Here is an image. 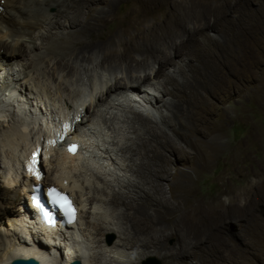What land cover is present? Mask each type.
I'll list each match as a JSON object with an SVG mask.
<instances>
[{
	"label": "bare ground",
	"instance_id": "1",
	"mask_svg": "<svg viewBox=\"0 0 264 264\" xmlns=\"http://www.w3.org/2000/svg\"><path fill=\"white\" fill-rule=\"evenodd\" d=\"M52 1L0 0V264L19 258L39 264H94L104 242L97 238L108 233L119 237L109 253L136 250L135 259L157 256L164 264H194L203 252L211 256L225 252L233 264H250L240 261L238 245L226 231L252 213V176L255 171L264 174V160L253 172L239 167L242 193L227 183L225 191L206 198L193 184L224 151L221 140L231 118L219 113L214 99L222 104L241 83L254 82L261 64L260 55H255V13L243 11L240 18H229L224 13L231 12L234 0L198 12L203 13L199 19L177 0ZM209 1L217 2L197 0L202 5ZM124 3H131L130 8L109 32L107 26L118 19ZM50 8L56 11L51 13ZM160 13L162 20L156 21ZM211 28L219 39L204 32ZM229 36L239 39V55L233 49L228 52ZM152 39L156 42L145 43ZM42 40L49 41L47 47L38 45ZM26 50L29 60L14 58ZM55 54L59 58L54 60V74L59 71L67 78L76 72L66 56L82 64L86 80L78 94L61 86L52 92L53 82L41 74L42 62L45 58L52 62L54 57L49 56ZM21 66L24 78L16 68ZM96 68L109 74L93 73ZM229 69L237 72L236 80L227 79ZM35 74L46 81L44 87L33 79ZM129 92L140 102L124 100ZM118 107L123 114L115 111ZM126 108L141 114L162 111L155 115L154 125L152 118L137 112L128 117ZM255 132L251 130L249 139H255ZM122 133L128 134L125 142L115 141ZM71 141H79L84 152L69 155ZM187 148L196 152L194 162L189 161L193 156L188 157ZM246 153L235 150L232 162L237 165ZM119 157L124 165L118 163ZM172 170L177 172L174 176ZM113 174L118 177L113 179ZM39 184L67 191L80 210L76 226H68L55 247L50 246L53 233L42 230L28 210L33 187ZM251 217L245 221L246 231L264 236V222ZM4 221L11 229L6 225L2 230ZM243 237L240 240L252 246ZM171 238L174 248L167 245ZM255 247L264 253V244ZM208 263L216 264L210 259Z\"/></svg>",
	"mask_w": 264,
	"mask_h": 264
},
{
	"label": "rangeland",
	"instance_id": "2",
	"mask_svg": "<svg viewBox=\"0 0 264 264\" xmlns=\"http://www.w3.org/2000/svg\"><path fill=\"white\" fill-rule=\"evenodd\" d=\"M44 1L45 2L51 1L50 3H54L52 0H49V1L44 0ZM173 1H176V0H173ZM178 2L180 4H182L183 6L187 7L189 9V11H193L194 12L193 17L195 15V17L197 16L198 17L197 19H199V16L203 15V13H198V12L207 10V8H210V7L216 8L217 6L221 5L222 0H217V2L209 1V2H207L208 3L207 5H202L200 2H197V0H177V3ZM240 3H241V5L239 6ZM232 5H233V9L231 10V12H230V10H228L224 14H226L227 16L231 15L232 17H234L233 19L240 18L239 16H240L241 12H243V11H246V12L253 11L257 17V20H256V33H257V37H256V43L257 44L256 45L257 46H255V47H256V49H257L256 51L258 53L256 52L255 55L256 56H257V54L260 55V63L261 64H259L257 66V69L255 70L254 82L249 83L247 81H244L243 82L244 84L241 83L240 87H239L240 89L237 88V90L235 91V94H230L229 95L230 98L226 97L225 98L226 100L222 104H220V100L214 99V101L217 102L218 106L220 105L219 106L220 107L219 113L222 112L221 113L222 115L224 113L223 117H226L229 119L231 118V121L228 125L229 129L227 131L228 132L227 136L224 137L223 140H221V143H223V149H224L221 158L217 159L215 162H213L214 165L211 167V169L208 171V173L206 172L202 176L198 177V179L196 180V183L193 184V187L196 189V192L199 191L198 193L200 195L205 196V197L207 196L206 198H211V197L217 195V193L219 194V193L223 192V190L225 191L227 183H229L232 187H234L238 193H242L243 192V187H242L243 182H242L239 174H237L239 172V167H241L242 170L253 172V171H255L256 166L259 165L262 160H264V141H263L264 140V88L262 86V85H264L263 84V82H264L263 81L264 80V0H234V1H232ZM130 6H131V3L122 4L120 9H119V14L117 13L118 19L115 21H110L106 30H109V32H113L114 30H116V27L119 24V19L121 20L124 17L125 12L128 10V8H130ZM243 6L245 9L242 8ZM55 11H56L55 8H50L51 13L55 12ZM231 16L229 18H231ZM162 17H163V14L160 13L159 17H158L159 19L157 18L156 21L162 20ZM246 20L248 21V18L245 19V21ZM254 22H255V20H254ZM236 24H238V23H236ZM196 25L198 26L197 23H196ZM193 26H194L193 24H189V27H193ZM258 27H259L260 32L257 31ZM57 31L58 30H53L54 33H56ZM63 31H64V29H63ZM63 31L59 30V33H62ZM204 32L211 38L219 39V35H218V32L216 31V29L215 30L212 28L211 29H205ZM234 32H236V29ZM42 39H43V37H42ZM225 40H224L225 42H227V43L229 42L228 48L231 45V48L228 49V52H230V49H233V52L235 54L237 53L239 55L238 52L242 51V46L241 45L238 46L237 41L239 39H237L236 37L235 38L233 37V39H230V36H229V37H226ZM150 42H156V40L152 39L151 41H147L145 43L148 44ZM37 43H38V45H40L42 47H47L49 44V41L42 40V41H37ZM143 43H144V40L141 41V44H143ZM119 49L122 50L123 47L119 46ZM34 50H35L34 52L41 55L42 51H39L38 49H34ZM27 51L28 50H26L25 53H22L19 56H16L14 58L19 57L20 59H23V60H25V59L29 60V51L28 52ZM32 52L30 50V54L34 56V54ZM51 57H54L52 62L49 61L50 62L49 63L46 60L47 58H45V60L42 62L43 64H41L39 69L43 68L45 66L42 69L41 74L44 72L45 74H47L46 76L51 79V80L50 79L49 80L53 82L52 83L53 84V91L52 92L57 91L59 89L58 87L61 86V88L64 89L67 93H69L70 91H73L74 94H78V92H80V90L83 89V86L81 87V85H84L83 82H84V79L86 78V73L83 70L82 64L81 65L76 64V62H75L76 60L73 56L64 57L65 61L73 63L75 68H76V72L72 73L69 77L66 78V75L62 72L58 71L55 74L53 73L54 72V69H53L54 66L53 65L55 64L54 60L56 58H59V56L55 54V56L54 55L49 56V58H51ZM60 58H61V56H60ZM95 60H100V56L96 57ZM176 61L179 62V60H176ZM27 63H28V61H27ZM16 68L18 71L22 72L21 71L22 66L16 67ZM230 70H231V72L228 74L227 79L228 80L229 79L236 80V73L237 72L234 69H229V71ZM101 71H104L102 73H104L105 75L109 74V72H105V70H101ZM101 71L98 68H96V71H94L93 73H97V72H101ZM227 73H228V71H227ZM117 74H120V72H117ZM140 74L141 73H135L136 76H139ZM143 75L144 74L142 73V76ZM122 76H123V74L121 75V77ZM22 78H24V72H22ZM37 78H38V76L35 74V76H33V79L36 82L40 81L39 84L44 87L46 81H44V79L37 80ZM23 82H24V80H23ZM152 82L155 83L156 79H154ZM25 83L29 84L28 81H25ZM136 90H139V88L134 90L137 93L138 91H136ZM59 97L60 96L58 95V98ZM210 99H212V97H210ZM1 105L2 104L0 101V109L1 108L3 109V106H1ZM6 108L7 107H5V110H6ZM10 110L12 111V109H10ZM122 110L123 109L121 107H118V109L115 111L119 112V114L120 113L123 114L124 112ZM126 110L128 112L125 111V113L127 114L128 117H132L134 112H137L135 109H127L126 108ZM153 111H155V112H153ZM153 111L152 112H143L144 114H141L139 112H137V113H139L141 115L149 116L150 118H152V121H154V125H155L157 122V120H155V117H156L155 115L159 114L162 110L157 111L155 109ZM163 111H165V110L163 109ZM152 114H154V115L152 116ZM105 120L107 122V127H108L109 126L108 125L109 116H107V118L105 117ZM158 121L160 122V120H158ZM159 125L163 127V124L161 122L159 123ZM253 129H254V132L256 131L255 132L256 137L254 140H251V139H249L250 138L249 135L251 133V130H253ZM127 136H128V134L126 135V134L122 133L120 136H117L115 138V141H117V142L120 141L121 143H123L128 138ZM113 139H114V137H113ZM248 142H249V144H248ZM95 143L97 144L98 142H95ZM236 146H238V147L236 148ZM239 149L245 150L247 153L241 155V159H240L241 161H239L240 163L238 162V164L236 165L232 162L231 156L233 155V152H235V150H239ZM249 149H250V151H249ZM187 150H189V152H187L188 157L193 156L192 158L189 157V161L194 162L195 161L194 157L197 156L196 152L191 150V149H188V148H187ZM192 152H195V153H193L194 155L192 154ZM243 155H245V156H243ZM243 157H244V159H243ZM249 159H251V160H249ZM121 160L122 159L119 157L118 163L122 162L121 164L124 165V163H123L124 161H121ZM100 161H102V160H100ZM104 161H106V160H104ZM104 161H102V162H104ZM102 162H100V163H102ZM113 167H112L113 171L120 172L118 169L117 170H115V168L113 169ZM177 168H181V165H178ZM175 172L176 171L172 170V176L175 175ZM124 173L125 172H121L122 175H124ZM255 175H257V176H255ZM113 176H114V177H112L113 179L118 177L117 175H114V174H113ZM218 176H219V178H218ZM260 177H262V178H260ZM165 182H168V181H165ZM165 184L168 186L167 183H165ZM251 184L254 185L253 186L254 189H252V200L253 201H251L252 205L250 208V211L252 213L244 214L242 217V222L239 224L233 225V228L232 227L227 228L228 231H226V233H227V235H229V238L231 240H233L232 242L234 244H236V246L238 245L237 248H238V255H239L240 261L243 260L246 263L250 262V264H264V258H263L264 253H262V249H258V247H255L256 243L261 244V245L264 244V236L256 235L255 232H253V231L247 232L245 227H244L245 221L252 220L251 214L256 215L257 219L259 218L262 222H264V174H262L261 172H260V174H258L255 171V174L252 176ZM166 188H168V187H166ZM237 189H239V190H237ZM87 192L88 191H84L83 193L87 194ZM259 193H261V194H259ZM257 194H259V195L257 196ZM169 196H170V194H169ZM257 197H260V198H257ZM223 200L228 201L229 196L224 195ZM242 202L245 203V200L242 199ZM86 209H89V206ZM15 210H16V208H15ZM92 211H89V213H93ZM110 212H113V210H111ZM89 213L87 214V217H86L87 222H88V216L90 215ZM90 220L93 221L92 216H91ZM4 222L5 223L2 225L1 228H2V230L5 231L6 225L8 228H10V227L8 226L6 221H4ZM246 236L250 239V241L252 243L249 241H247V242L249 244H252V246H246V244L240 240V237L245 238ZM100 238H102L104 241L102 243L104 248L102 246V249L99 248L96 250L97 251V260H94L95 261L94 264H164V261L161 260L157 256L145 257L142 260L141 259H135V258H133L134 255L139 252L136 250L128 251L126 249H121L120 251H117L114 254L112 252L109 253L110 247L113 246L115 243H117V241L119 240L118 235L108 233L102 237L99 236L97 239H100ZM167 245L171 248H174L175 239H173V238L169 239L167 241ZM95 246H98V244ZM226 254H228V256H229V253H225V252L222 254L213 255V256H211L210 254H208L206 252H203V253H201V257L198 258V260H196V261L194 260V262H195L194 264H196V263L201 264L200 261L206 262V260H207L206 264H209L208 259L213 260L216 264H220V263L221 264L222 263L223 264H233L229 259H227ZM219 256H221V257H219ZM260 256H261V258H260ZM191 259H193V258H191Z\"/></svg>",
	"mask_w": 264,
	"mask_h": 264
},
{
	"label": "water",
	"instance_id": "3",
	"mask_svg": "<svg viewBox=\"0 0 264 264\" xmlns=\"http://www.w3.org/2000/svg\"><path fill=\"white\" fill-rule=\"evenodd\" d=\"M11 264H39V262L35 259H15L11 262ZM73 264H81L80 262H75Z\"/></svg>",
	"mask_w": 264,
	"mask_h": 264
},
{
	"label": "clouds",
	"instance_id": "4",
	"mask_svg": "<svg viewBox=\"0 0 264 264\" xmlns=\"http://www.w3.org/2000/svg\"><path fill=\"white\" fill-rule=\"evenodd\" d=\"M133 97H134V96H133V93H132V92H131V93L129 92V93H127V94L125 95V97H124L123 99L125 100V99L128 98L129 100H131V102H133V104L136 103V102H140V101H139L137 98H135V97H134L135 99H133ZM74 263H75V262H74ZM72 264H73V263H72Z\"/></svg>",
	"mask_w": 264,
	"mask_h": 264
},
{
	"label": "snow or ice",
	"instance_id": "5",
	"mask_svg": "<svg viewBox=\"0 0 264 264\" xmlns=\"http://www.w3.org/2000/svg\"><path fill=\"white\" fill-rule=\"evenodd\" d=\"M37 178H39V177H37Z\"/></svg>",
	"mask_w": 264,
	"mask_h": 264
}]
</instances>
